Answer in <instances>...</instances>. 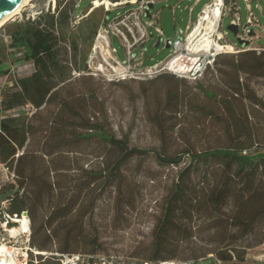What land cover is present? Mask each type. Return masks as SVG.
<instances>
[{
  "label": "trees",
  "instance_id": "trees-1",
  "mask_svg": "<svg viewBox=\"0 0 264 264\" xmlns=\"http://www.w3.org/2000/svg\"><path fill=\"white\" fill-rule=\"evenodd\" d=\"M72 12L69 1L56 12L3 28L9 42L0 48V79L9 74L2 68L8 60L33 67L28 76L14 77L0 89V164L13 175L0 184V214L27 213L31 251L26 264H47L46 259L59 264L64 255L93 258L102 253L98 231L87 228L96 207L93 194L98 185L124 193L123 168L148 154L177 172L156 215L150 252L142 258L158 264L242 260L240 247L264 243V101L251 86L253 79H264V50L218 54L212 68L194 81L166 73L151 78L166 82L159 108L149 112L161 142L166 137L164 114L177 116L187 102L195 103L199 113L195 131L219 143L173 153L163 145L140 148L101 124L94 88L80 91L66 82L71 69H86L85 61L82 69L77 67L78 39L68 32ZM66 42L73 67L62 57ZM26 105L35 110L31 116L11 113ZM90 141L96 143L98 166L82 165L74 172L80 145ZM42 253L50 255L44 259Z\"/></svg>",
  "mask_w": 264,
  "mask_h": 264
},
{
  "label": "rangeland",
  "instance_id": "rangeland-1",
  "mask_svg": "<svg viewBox=\"0 0 264 264\" xmlns=\"http://www.w3.org/2000/svg\"><path fill=\"white\" fill-rule=\"evenodd\" d=\"M69 1L73 2L74 13L72 12L73 17H71L68 32H74L78 39L77 67L82 69L85 61L86 69L79 72L71 69V78L66 82H72V86L80 91L85 90L88 86L95 89L99 101L101 124L109 132L117 137L127 136L130 145L140 148L156 149L163 145L165 147L163 148L169 153L189 146L202 149L219 143L214 140L213 136L208 140L206 136L200 134V131H195L196 117L199 114L195 111V103L185 102L179 106L180 112L177 116L168 111L164 114L166 137L162 142L158 139L154 125L150 123L149 119V112L155 107L159 108L157 101L162 97L164 84H166L161 80L151 81L150 79L161 73L184 79L170 72H159L162 64L153 67L149 65L170 59L173 67L188 69L193 59L205 52L200 50L188 56L179 55L176 52L168 56L173 40L175 38L183 40L184 24L188 16L195 21L197 13L207 3L210 4L209 10H212L214 8L212 0L155 1L148 11L150 15L158 11V20L148 28L139 13L138 7L142 3L141 0H137L135 3L126 2V0H32L29 5L22 8L18 14L0 28V48L9 42L7 28L3 29L6 25L32 20L41 12H56L58 6L62 8ZM106 1L107 3H105ZM194 1L195 5L191 10L193 12H185L184 7L192 6ZM225 2L226 0H224ZM177 3L179 7L174 8L175 12H172L173 7L171 6ZM235 3L239 8L242 26L247 20L248 5L253 10L257 23L248 27L247 35L244 36V40L249 43L238 45L234 34L227 30V26L231 24V18L228 15L225 16L221 30L226 31L227 37L223 42L230 45L231 48L220 54L236 55L245 50H256L257 52L264 50V0H250L249 3L244 0H235ZM133 12L135 13L132 14ZM118 15L120 18H117ZM144 16L147 17L146 13ZM123 17V22H120ZM105 19L109 21L105 22ZM202 23L203 25L197 31L198 24L195 21L196 31L192 42L197 43L204 33L210 31L207 30L206 22ZM157 26L163 35L156 33L155 27ZM92 27L96 30L90 41ZM239 30L241 31V28ZM249 32L254 35L248 36ZM209 33L211 38L214 37L213 32ZM166 41H168L169 47L165 46ZM109 42L111 45L107 46ZM112 47L116 50V57L124 61L122 64L117 65L112 60L115 58L111 52ZM201 48L202 46H200ZM128 50L130 55H128ZM61 53L63 59L73 67V57L68 42ZM128 60L129 62H126ZM12 61L8 60L2 66L3 69H9V74L0 79V89L9 86L12 78L28 76L33 70L29 63ZM210 76L208 74V77ZM118 80L120 82H116ZM251 86L264 101V79H253ZM34 112L31 105H26L11 113L31 116ZM80 149L82 154L74 157L72 162L74 172H78L77 168L82 165L87 169L96 168L98 162L94 157L96 154H93L97 149L96 143L94 141L84 143L80 145ZM176 172V168L161 165L152 154H148L143 158L134 159L123 168L124 193L117 194L115 186L105 185L102 187L98 185V189L93 194L96 205L94 215L87 228H96L100 241L103 243V252L93 256L92 264H142L146 261L142 257L150 252L151 231L156 215L160 211L164 194ZM73 174L75 175V173ZM11 175L0 164V184L9 181L13 177ZM117 203L120 207H116ZM6 205L2 202V209ZM10 229L0 228V244L11 250L10 256L17 264H25L29 259L30 228L28 227L26 233L17 232L15 235L10 233ZM239 250L243 257L242 260L238 261L239 263L235 260L228 264H264V243L251 248L240 247ZM37 253L33 251V255ZM42 254L44 259L50 255V253ZM89 257L90 255L81 254L64 255L58 263L90 264ZM213 261L210 258H205L200 259L197 264H212ZM38 262V260H34V264H38ZM45 263L53 264L55 262L46 259ZM166 263L187 264L177 260Z\"/></svg>",
  "mask_w": 264,
  "mask_h": 264
},
{
  "label": "built area",
  "instance_id": "built-area-1",
  "mask_svg": "<svg viewBox=\"0 0 264 264\" xmlns=\"http://www.w3.org/2000/svg\"><path fill=\"white\" fill-rule=\"evenodd\" d=\"M136 1L137 0H126V2H132V3H135ZM155 1H158V0H144V1L141 0L142 3L138 7L140 16L142 17V20L146 24L147 28L153 26V23H156V21L158 20V13L152 14L150 17L144 16V13H146V15L149 14V11L146 12L148 9V6L149 5L153 6V3ZM244 1L246 3L250 2V0H244ZM212 2H213L212 5L214 7L216 4H218L220 11H219V14L217 15V17L212 16L213 17L212 18L213 23H214V27H213L212 32L214 34L213 35L214 37L211 38L212 42H211L209 49L204 50L205 51L204 53H200L196 59L194 58L188 69H183V68L178 67V66L173 67L172 60H170V59H166V60L160 61L158 63H153L152 65H149L150 67L156 66L158 64H162L160 69H159V72L160 71L170 72V73L175 74L176 76H178L180 78H184V79L192 80V81L197 80L198 78H200L202 76V74L204 73V71L207 67H212L213 60H214L216 55H218L220 53H225V52H227L228 48H231V46L228 44L220 43V41H222L225 38V36L227 35L226 31L221 30L222 21H223V18L225 16H227V15L230 16L231 24L237 26V29H238L237 36L240 39H244V36L247 35L248 27L257 23V20L255 19L256 17L254 15V12L248 4H247L248 5L247 20H246V23L242 26L241 21H240V17H239V8L236 5L235 0H226L225 3H224V0H212ZM209 7H210V4H206L203 7V9L201 10L200 14L197 17V20H196L197 24L199 22H206L207 23L209 21V18L206 17V13H204L206 10H208L210 14L212 13L214 8L212 10H209ZM257 7L259 10L261 9L259 5ZM134 13L135 12H133L132 14H134ZM117 18H120V15H118ZM152 19H154V21H152ZM123 20H124V17L120 20V22H123ZM240 28H241V31L239 30ZM194 30H195V24L192 26L191 29H189L184 34L183 40H180L179 38H175L172 42V49H171V52L169 53L168 56H170L171 54H174L176 52H178L179 55H187L188 56V55H191V53L195 54V52H196L195 49L197 50V52H199L200 46H202V45H200L201 43L200 42H197V43L192 42V40H193L192 34L194 33ZM155 31L158 35H162V32L158 26L155 27ZM165 43L168 44V41H166ZM110 45H111V43L109 42L107 44V46H110ZM129 48H130V46L128 47V49ZM111 52L115 57L112 59L115 64L120 65L124 62V61L119 60L116 57V55H115L116 50L113 47L111 48ZM128 55H130L129 50H128ZM126 62H129V60ZM11 176H13V175H11ZM5 203L6 202H3V204H5ZM3 214H6V213L2 212V214H0V217H2ZM7 216H9V215H7ZM9 217H11V216H9ZM17 217L18 216L14 215L11 218H17ZM28 224H29V221H28ZM0 228H7L6 222L2 219L0 220ZM7 229H10V228H7ZM29 251H31V249H29ZM142 264H153V263L144 261ZM159 264H175V263L161 262ZM212 264H224V263H222L220 260L214 259Z\"/></svg>",
  "mask_w": 264,
  "mask_h": 264
},
{
  "label": "bare ground",
  "instance_id": "bare-ground-1",
  "mask_svg": "<svg viewBox=\"0 0 264 264\" xmlns=\"http://www.w3.org/2000/svg\"><path fill=\"white\" fill-rule=\"evenodd\" d=\"M31 2H32V0H22L18 4V6L16 8H14L5 18H3L0 21V28L2 27V25H4L6 23V21H8L11 18H13L16 14H18L20 12V10L22 8H24L25 6L29 5ZM102 2H104V1H102ZM105 3H107V1ZM219 11H220V8H219L218 4H216L211 14L209 13L208 10H206L204 12V13H206V17L209 18V21L206 23L207 24L206 27H207V30H210V31H208V32H206V33H204L202 35V38H201L202 40L199 38L198 42H200L201 43L200 45H202V48L200 49L201 51L209 49V47L211 45L212 40H211V36H210L209 32L213 31L214 23H213V19H210V16H211V18L217 17V15L219 14ZM202 25H203L202 22L198 23V27H196V29L198 28L197 31H199V28ZM195 31L196 30H194V33H195ZM194 33L192 34V36L194 35ZM195 51H197V50L195 49ZM16 221L18 223V226L17 227H12L9 230L10 233L12 235H15V233H17V232L18 233H25L27 231V229H28V221L29 220L26 219V218H20V219H16ZM7 254H9V255H7ZM10 254H11V250H8V248L5 245L0 244V264H17L15 262V260L10 256Z\"/></svg>",
  "mask_w": 264,
  "mask_h": 264
},
{
  "label": "water",
  "instance_id": "water-1",
  "mask_svg": "<svg viewBox=\"0 0 264 264\" xmlns=\"http://www.w3.org/2000/svg\"><path fill=\"white\" fill-rule=\"evenodd\" d=\"M21 1L22 0H0V21L3 18H5L14 8H16ZM149 8H152V5H149L148 9ZM148 9H147L146 12H148ZM147 17H148V15H147ZM227 30H229L230 32H232L234 34V36L236 37V41H237L238 45H247L249 43V41L244 40V39H240L237 36L238 29H237L236 25L229 24L227 26ZM253 35L254 34L252 32L248 33V36H253ZM158 42H159V40H158ZM166 47H169V44H167ZM20 217L28 219V216H27L26 212H22ZM20 217L11 218V217L7 216L6 214H3L2 217H0V218L6 222V227L7 228H11V227H17L18 226V223H17L16 219H19ZM88 262L90 264H92L93 263V258L89 257Z\"/></svg>",
  "mask_w": 264,
  "mask_h": 264
},
{
  "label": "crops",
  "instance_id": "crops-1",
  "mask_svg": "<svg viewBox=\"0 0 264 264\" xmlns=\"http://www.w3.org/2000/svg\"><path fill=\"white\" fill-rule=\"evenodd\" d=\"M199 1V0H198ZM208 4V3H207ZM195 5V1L193 2V4H192V6H185L184 7V11L185 12H193V11H191L192 10V7ZM206 5V4H205ZM204 5V6H205ZM171 7H173L172 8V12H175L173 9L174 8H178L179 6H178V3L177 4H175V5H173V6H171ZM203 9V8H202ZM201 9V10H202ZM201 12V11H200ZM200 12L199 13H197V17H198V15L200 14ZM155 13H158L159 14V12L157 11V12H155ZM154 13V14H155ZM190 15V14H189ZM151 15L150 14H148V17H150ZM197 17H196V19H195V21L197 20ZM182 20H183V18H182ZM195 21L194 20H192V18L191 17H189L188 16V19H187V21H186V23L184 24V34L190 29V27L195 23ZM241 21V20H240ZM222 28V27H221ZM224 31V30H223ZM150 32H152V31H150ZM162 32V31H161ZM162 35H163V33H162ZM226 37H227V35L225 36V39H226ZM223 41H225L224 39L222 40V42L220 41V43H224V44H227V43H225V42H223ZM167 44L165 43V46H166Z\"/></svg>",
  "mask_w": 264,
  "mask_h": 264
}]
</instances>
